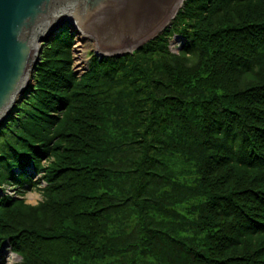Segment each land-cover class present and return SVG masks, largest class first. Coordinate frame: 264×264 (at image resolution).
<instances>
[{
    "label": "trees",
    "instance_id": "trees-1",
    "mask_svg": "<svg viewBox=\"0 0 264 264\" xmlns=\"http://www.w3.org/2000/svg\"><path fill=\"white\" fill-rule=\"evenodd\" d=\"M180 13L81 76L68 28L45 45L0 127V185L20 195L0 196V251L16 264H264V0Z\"/></svg>",
    "mask_w": 264,
    "mask_h": 264
},
{
    "label": "water",
    "instance_id": "water-1",
    "mask_svg": "<svg viewBox=\"0 0 264 264\" xmlns=\"http://www.w3.org/2000/svg\"><path fill=\"white\" fill-rule=\"evenodd\" d=\"M178 2L0 0V125L10 119L17 103L32 90L30 81L40 60L41 44L51 41L56 32L65 28V23L95 36L102 51H117L120 55L123 49L138 48L149 40ZM63 9L69 11L65 13ZM43 22L46 24L42 25ZM45 25L48 30L51 28L49 32L39 30L45 29Z\"/></svg>",
    "mask_w": 264,
    "mask_h": 264
},
{
    "label": "rangeland",
    "instance_id": "rangeland-1",
    "mask_svg": "<svg viewBox=\"0 0 264 264\" xmlns=\"http://www.w3.org/2000/svg\"><path fill=\"white\" fill-rule=\"evenodd\" d=\"M184 4H185V0L183 1L182 9L184 7ZM79 28L80 27H75L76 30H78ZM77 32H78V36H79L78 38H80L83 41V45H84L83 48H82L83 54H81V57H79L78 54H77L79 47L76 45L77 41L73 37L74 44L72 45V64L74 66V62H75L77 66H80L78 71H80L82 73L85 71V69L88 67L87 65H88V62L90 60V56L94 52L97 55H101V57H103V56H113V55H117L116 53H119L117 51L116 52L102 51L100 49V47L98 46L97 42L94 41L93 39L88 38V36L85 35L82 30L79 29V31H77ZM85 36H86V38L89 39V41H87L86 43H84L85 42ZM182 40L183 39H182L181 36H175L173 41L171 42V46H170L171 50L176 52L178 50L179 44H181ZM49 43H51V41L45 43L44 46L46 44H49ZM141 47L142 46H140L138 48H134V49H130V48L123 49V51L120 52V53H122V55L130 54V53H133L135 50H137V49H139ZM32 81L33 80L31 79L30 83ZM46 160H44V161H46ZM17 171H19V169H17ZM34 175H35L34 176V180H40L42 178V176L40 174H38V173H35ZM44 185H45V183H41L40 184V186H44ZM17 188L18 187H14L13 185H7V184L0 185V195L9 194L10 196L16 197V196L19 195V192H18ZM24 197L26 198V201L28 203H31V204H38L44 198L43 195L41 194V191H39L38 189L28 190ZM20 260H21L20 256H17L16 254H14L11 251L10 244L9 243H5V245L3 246V248L0 251V261H4V264H16Z\"/></svg>",
    "mask_w": 264,
    "mask_h": 264
},
{
    "label": "bare ground",
    "instance_id": "bare-ground-1",
    "mask_svg": "<svg viewBox=\"0 0 264 264\" xmlns=\"http://www.w3.org/2000/svg\"><path fill=\"white\" fill-rule=\"evenodd\" d=\"M181 1L182 0H179V2H178V6L180 5V4H183V3H181ZM177 5H176V7H174V9L172 10V12L169 14V18L168 19H166V21L163 23V25L159 28V30L157 31V29L155 30V31H157L155 34H153V36H151L150 38H149V40H147V41H151L153 38H155L156 36H158L160 33H162L164 30H166V29H171L172 28V26H173V24L176 22H179V20H180V12L183 10L182 9V5L180 6V7H178ZM65 11V13H67L69 10L68 9H63L62 10V12H64ZM65 18L68 20L70 17L69 16H65ZM45 22H49V21H45ZM45 22H43L42 23V25L43 24H46ZM49 26L48 25H45V29H42V27H41V29H39V30H42V31H45V32H49V30L51 29H47ZM178 28H179V31H177V32H175V28H174V33H175V36H179V35H182L183 36V33L185 32V30H186V28H185V25H179L178 26ZM80 30H82L81 28H79ZM79 29H78V31H79ZM83 32H84V34L85 35H87L88 36V38H90V39H93L94 41H95V36H93L92 34H90V33H88V32H85L84 30H82ZM73 37H74V39L77 41V43H76V45L79 47V49H78V52H77V54H78V56L79 57H81V54H83V50H82V48H83V41L80 39V38H78L79 36H78V32L76 31V29H74V31H73ZM174 36V37H175ZM88 38H86V36H85V42L84 43H86L87 41H89V39ZM174 39V38H173ZM173 39L171 40V42L173 41ZM146 41V42H147ZM37 45H38V41L37 40H35L34 41ZM141 46H143V45H141ZM213 46H215L216 47V45H213ZM44 48H45V46L43 45V44H41V49H42V51L44 50ZM90 61H91V56H90V60H89V62H88V67L85 69V71L82 73V72H80V71H78V69L80 68V66H77L76 65V63L74 62V66H73V64H71V69L74 71V73L77 75V76H81V75H83L88 69H89V65H90ZM35 71H36V68L34 69V72H33V79L32 80H34V73H35ZM34 84V83H33ZM24 99H22V101H23ZM21 101V102H22ZM21 102H18L17 103V105H19ZM15 109H16V107H15ZM15 109H13V114H14V110ZM13 114H12V116H13ZM11 116V117H12ZM11 117H10V119H11ZM9 119V120H10ZM6 122L7 121H5V122H3V124L2 125H0V127H3V126H5V124H6ZM20 171V170H19ZM19 171H17V172H19Z\"/></svg>",
    "mask_w": 264,
    "mask_h": 264
},
{
    "label": "clouds",
    "instance_id": "clouds-1",
    "mask_svg": "<svg viewBox=\"0 0 264 264\" xmlns=\"http://www.w3.org/2000/svg\"><path fill=\"white\" fill-rule=\"evenodd\" d=\"M189 58H190V59H193V64L196 62V59H198V58H193V57H191V55H190ZM193 64H189L188 66L191 67V66H193Z\"/></svg>",
    "mask_w": 264,
    "mask_h": 264
}]
</instances>
